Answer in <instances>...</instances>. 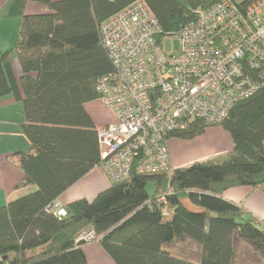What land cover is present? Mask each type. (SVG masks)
Masks as SVG:
<instances>
[{
  "label": "trees",
  "instance_id": "obj_1",
  "mask_svg": "<svg viewBox=\"0 0 264 264\" xmlns=\"http://www.w3.org/2000/svg\"><path fill=\"white\" fill-rule=\"evenodd\" d=\"M136 1L149 8L162 35H174L220 0H38L44 12L21 18L12 49L22 70L18 83L12 50L0 53V98L22 102V132L31 144V152L18 157V188L36 187L0 208V264H88L85 243L76 241L90 228L113 264H236V241L264 261V227L221 197L230 188L264 187V87L236 103L217 126L233 144L224 159L171 174L133 171L92 202L69 204L62 218L46 212L101 165L97 130L84 109L100 99L97 82L112 72L99 29ZM210 127L216 126L194 121L167 138L192 140ZM150 182L152 198L146 192ZM185 200L198 211L188 210ZM186 240L199 246L198 263L164 249Z\"/></svg>",
  "mask_w": 264,
  "mask_h": 264
},
{
  "label": "built area",
  "instance_id": "obj_2",
  "mask_svg": "<svg viewBox=\"0 0 264 264\" xmlns=\"http://www.w3.org/2000/svg\"><path fill=\"white\" fill-rule=\"evenodd\" d=\"M99 36L112 64L96 86L115 118L97 129L110 184L133 171L171 174L169 134L194 121L217 127L236 103L264 87V0H220L174 35H162L149 8L136 1L102 23ZM166 36L177 37V54L162 48ZM46 212L66 215L56 201ZM97 239L90 228L76 242Z\"/></svg>",
  "mask_w": 264,
  "mask_h": 264
},
{
  "label": "crops",
  "instance_id": "obj_3",
  "mask_svg": "<svg viewBox=\"0 0 264 264\" xmlns=\"http://www.w3.org/2000/svg\"><path fill=\"white\" fill-rule=\"evenodd\" d=\"M43 12L44 9L38 0H0V53L13 49L23 16ZM10 60L14 79L18 83L22 70L14 50ZM84 109L96 130L115 122L114 116L97 101L85 104ZM24 123L22 102L13 96L0 98V208L36 190L34 186L18 188L23 179V173L17 167L18 157L20 154L31 152V144L22 132ZM167 148L170 166L174 170L197 163L220 161L230 154L233 144L230 135L221 127H210L203 135L192 140L169 139ZM110 185L103 169L96 166L62 193L56 202L63 208L78 200L92 202ZM221 197L240 207L246 218L255 219L264 227V187L230 188L225 190ZM183 204L190 210L187 200L183 201ZM81 249L88 264H113L97 241L85 243ZM164 249L175 258L191 263L199 261L200 248L191 240L177 242Z\"/></svg>",
  "mask_w": 264,
  "mask_h": 264
},
{
  "label": "rangeland",
  "instance_id": "obj_4",
  "mask_svg": "<svg viewBox=\"0 0 264 264\" xmlns=\"http://www.w3.org/2000/svg\"><path fill=\"white\" fill-rule=\"evenodd\" d=\"M162 48L167 53L177 54L179 51V42L176 36H166L162 41ZM100 103L99 100H97ZM146 192L150 198L155 195V186L153 183H148ZM185 203V202H184ZM187 205V204H186ZM189 206V205H188ZM190 210H197L194 206H189ZM236 264H264L258 253H255L252 248L243 241H236Z\"/></svg>",
  "mask_w": 264,
  "mask_h": 264
}]
</instances>
